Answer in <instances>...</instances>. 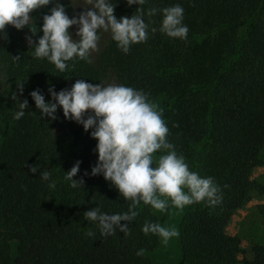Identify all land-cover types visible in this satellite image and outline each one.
Returning a JSON list of instances; mask_svg holds the SVG:
<instances>
[{
  "label": "trees",
  "instance_id": "1",
  "mask_svg": "<svg viewBox=\"0 0 264 264\" xmlns=\"http://www.w3.org/2000/svg\"><path fill=\"white\" fill-rule=\"evenodd\" d=\"M55 3L33 10L30 26L17 30L9 24L6 38L0 34V61L9 81L0 95V264H154L151 253L160 239L141 228L163 219L141 203L134 221H121L130 235L117 229L101 236L84 212L99 206L109 214L123 213L129 202L102 175H85L97 160L91 129L65 119L60 107L55 120L42 118L29 95L38 88L48 101L50 86L59 91L78 79L100 83L110 67L122 84L144 91L150 100L161 98L168 140L190 170L213 177L221 189L219 204L187 206L179 227L183 258L191 264H264V244L254 246L252 258H241L240 238L227 231L252 194L264 193V183L251 175L262 163L264 145V0H147L141 6L145 11L180 4L187 39L149 31L147 40L131 45L127 54L112 40L101 67L76 59L63 73L34 58L26 39L35 42L43 35V16ZM60 3L71 18V4ZM114 3L117 18L135 14L138 7L126 0ZM161 19L159 11L145 16L150 28L158 29ZM20 82L23 93L17 89ZM15 93L20 101L28 99L19 120L13 119L19 103ZM77 160L74 179L82 178L83 185L72 188L64 176ZM35 165L32 173L29 166ZM43 170L50 172L55 188L40 178ZM88 231L94 235L86 236ZM139 249L142 255L136 254Z\"/></svg>",
  "mask_w": 264,
  "mask_h": 264
},
{
  "label": "clouds",
  "instance_id": "2",
  "mask_svg": "<svg viewBox=\"0 0 264 264\" xmlns=\"http://www.w3.org/2000/svg\"><path fill=\"white\" fill-rule=\"evenodd\" d=\"M146 2L126 0L129 6L138 5L135 14L117 18L113 0H82L75 4L71 0L74 9L79 5L84 10L70 18L65 6L56 0L55 6L43 16L40 26L43 35L35 42L31 36L26 37L31 54L34 58L46 59L63 73L69 67L68 61L92 62L91 55L98 51L101 32L110 33L117 48L125 54L131 45L145 42L149 31L155 33L158 30L172 39H187L188 26L183 23L184 9L180 4L161 9L151 7L145 11L141 6ZM50 3L52 0H0V34L6 38L4 29L9 24L17 30L30 26V13ZM158 11L162 17L159 28H150L145 16H155ZM71 26H76L78 39L73 38ZM31 32L35 35L37 31L31 28ZM14 59L19 60L18 57ZM17 89L23 93L22 82L17 84ZM48 92L51 96L48 101L38 88L29 93L40 116L55 120L60 107L65 119L81 124L86 132L91 129L89 134L97 141L94 149L97 160L90 173L85 170V175H102L129 202L123 213L109 214L101 211L99 206L84 212V219L93 222L101 236L114 235L117 229L130 235L128 224L121 221H134L141 203L160 213L169 212L171 208L182 212L186 206L202 201L208 206L220 203L219 185L213 177H204L189 169L185 157L178 154L168 140L169 129L163 110L144 91L124 84L78 79L70 88L56 91L50 86ZM12 98L19 101L18 110L13 114V119L19 120L25 115L28 99L20 101L16 93ZM157 151L160 153L158 158ZM80 164L77 160L64 176L72 188L83 185L82 178L74 179ZM37 169L36 165L29 166L32 173ZM39 175L49 182V188L56 187L49 171L43 170ZM141 231L145 235L158 236L164 246L179 236L175 226L159 222L146 221ZM93 235L92 231L86 232V236ZM143 251L139 249L136 254L142 255Z\"/></svg>",
  "mask_w": 264,
  "mask_h": 264
},
{
  "label": "rangeland",
  "instance_id": "3",
  "mask_svg": "<svg viewBox=\"0 0 264 264\" xmlns=\"http://www.w3.org/2000/svg\"><path fill=\"white\" fill-rule=\"evenodd\" d=\"M66 1L71 4V0ZM114 1L115 0H113V3ZM77 2H82V0H72L73 4ZM72 9V16L84 10L79 5H77L75 9L72 6ZM75 27L76 26H72L73 38L78 39V37L75 36ZM111 41L112 39L110 33H100L98 51L93 52L91 55L93 64L101 67L102 54ZM102 82L122 84L120 77L112 67H110L104 73ZM8 85L9 81L6 74L5 65L0 61V95L5 91ZM152 101L157 103L159 108L162 109L161 98H155L152 99ZM58 133L59 132H57V134ZM155 155L157 156V154ZM260 158L262 163L253 168L251 175L253 179L259 181L260 183H264V145L261 149ZM186 209L187 206L182 212H180L175 208H171L169 212L165 213H160L154 209L153 210L161 219H163L162 225L175 226L179 231L180 223ZM227 231L229 234L240 238L241 246L245 250L241 258H252L254 246L257 244H264V193L254 192L252 194L250 200L235 212L229 222ZM179 237L180 236L172 238L167 246H164L160 242L158 249L151 253V258L154 264H191L188 263L182 256ZM16 246L17 243L14 242V257H16L17 254Z\"/></svg>",
  "mask_w": 264,
  "mask_h": 264
}]
</instances>
